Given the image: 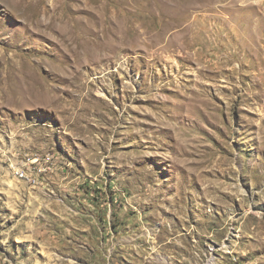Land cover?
Segmentation results:
<instances>
[{
	"label": "rangeland",
	"instance_id": "1",
	"mask_svg": "<svg viewBox=\"0 0 264 264\" xmlns=\"http://www.w3.org/2000/svg\"><path fill=\"white\" fill-rule=\"evenodd\" d=\"M0 264H264V0H0Z\"/></svg>",
	"mask_w": 264,
	"mask_h": 264
},
{
	"label": "built area",
	"instance_id": "2",
	"mask_svg": "<svg viewBox=\"0 0 264 264\" xmlns=\"http://www.w3.org/2000/svg\"><path fill=\"white\" fill-rule=\"evenodd\" d=\"M23 170H25V169H23V168H19V169L17 170V174H18L20 177H23Z\"/></svg>",
	"mask_w": 264,
	"mask_h": 264
}]
</instances>
